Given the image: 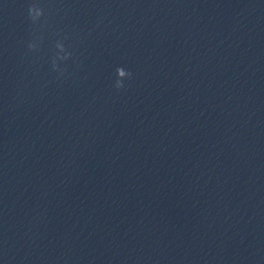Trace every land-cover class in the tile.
Listing matches in <instances>:
<instances>
[{"label":"clouds","instance_id":"clouds-1","mask_svg":"<svg viewBox=\"0 0 264 264\" xmlns=\"http://www.w3.org/2000/svg\"><path fill=\"white\" fill-rule=\"evenodd\" d=\"M116 73H117V79L115 82V87L117 89H121L124 87V84H123L124 79H122V78L123 77L130 78L132 74H131V72L126 71L123 67H117Z\"/></svg>","mask_w":264,"mask_h":264}]
</instances>
